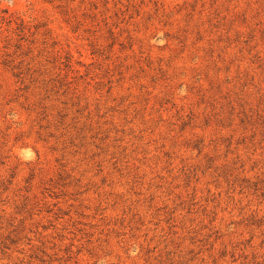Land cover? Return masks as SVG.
Instances as JSON below:
<instances>
[{"label": "rangeland", "instance_id": "1", "mask_svg": "<svg viewBox=\"0 0 264 264\" xmlns=\"http://www.w3.org/2000/svg\"><path fill=\"white\" fill-rule=\"evenodd\" d=\"M0 264H264V0H0Z\"/></svg>", "mask_w": 264, "mask_h": 264}]
</instances>
